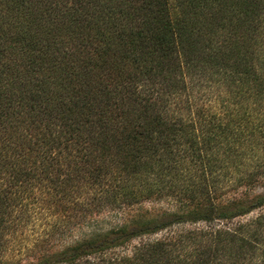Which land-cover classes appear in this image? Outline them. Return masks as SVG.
Here are the masks:
<instances>
[{
  "label": "trees",
  "instance_id": "obj_1",
  "mask_svg": "<svg viewBox=\"0 0 264 264\" xmlns=\"http://www.w3.org/2000/svg\"><path fill=\"white\" fill-rule=\"evenodd\" d=\"M254 1L0 0V251L18 242L13 253L37 259L28 264L256 260L260 236L246 230L264 228V214L215 223L252 214L263 197L237 212L199 208L212 227L141 242L130 254L119 248L170 222L132 227L112 215L141 201L132 185L140 173L143 197L154 195L150 156L160 175L181 161L198 168L205 196L264 170V8L245 12ZM233 18L248 29L230 28ZM52 208L69 217L48 221ZM104 213L106 222L93 220ZM46 233L55 251L42 256ZM188 250L195 260H184Z\"/></svg>",
  "mask_w": 264,
  "mask_h": 264
},
{
  "label": "rangeland",
  "instance_id": "obj_2",
  "mask_svg": "<svg viewBox=\"0 0 264 264\" xmlns=\"http://www.w3.org/2000/svg\"><path fill=\"white\" fill-rule=\"evenodd\" d=\"M55 2L58 3L60 7H63L66 0H53L54 4ZM247 5V9L245 6L246 15L253 16L254 14L263 10L264 0H257L252 4L247 3ZM233 20L234 22L230 26V28H244L245 30L248 29V26L246 24L244 25V27L242 25L240 26V24L238 23L239 19L233 18ZM260 41L262 45L260 44L259 46L260 48H262L261 51L263 50V54L261 55V57L264 58V29L262 31ZM200 101L202 102V99H200ZM262 140H264V138ZM260 144L261 145H258L260 153L257 154V156H260V158L262 159H259L258 162L259 164H264V143L262 144L261 141ZM168 152L174 151L171 149ZM166 161L169 162L171 160H168V158H166ZM145 165H148L147 168L149 167V171H151V176L148 178V182L152 183V181H157L154 185V187L156 188L154 195L149 199L143 197L147 188V185L145 183L146 175L140 173L141 175H138V178H133L132 185L134 186V192L138 194V196H140L141 201L134 202L129 206L123 207L122 209L113 212L112 215L115 216L113 218V224H128L129 226L133 227L137 226L136 224H142L147 221L155 220L170 223L165 229L159 231L156 234L142 235L136 238L134 241L127 243L128 245L126 244L124 248H119L121 254H130L133 247L137 246L141 242H148L164 237H179L180 235L188 234L189 232L197 233L199 231H205L209 229L210 227H212V225H214V223L210 224L207 222V220L201 219V217L198 216L199 214H197L196 212L199 208L208 206L206 211L213 213L214 209L216 211L218 206H224L227 208V210H233L237 212V210H243L244 208H249L257 204L259 197L264 198V170L253 181H243V183L241 184H239L238 182L236 184L227 183L222 187V189H220V193L213 194L210 192L211 190H207L208 195L205 196V181L203 174L201 173V171H196V169L198 168L194 167L192 164L181 161L174 166L170 165L167 176L159 174V169L162 166L159 164V158H157L156 155L150 156V158L146 160ZM189 165H191V168L189 167ZM152 173L157 174L159 177L154 176V174ZM233 202L237 203L233 204ZM54 211V208L44 211V217L47 218L48 221L50 220V222H56L60 218L63 221L65 217H69V213L60 212L55 215L56 213H54ZM262 214H264V206L257 207V209L252 214L244 218L216 222L215 225H220L218 227H224L226 225L232 227L235 226L239 221H246L248 219L257 218ZM109 216V213H104L101 216L97 215V218H93V220L106 222L110 219ZM73 218L75 217L71 213V219ZM106 227L110 226L106 225ZM87 231L88 228H84L82 232H74L76 236H81L82 234H84L83 232ZM246 231L247 235L249 234L251 237L253 236L254 240H258L254 235L258 234L260 236L258 237L260 240H258V244L256 243L254 245V247H256V250L254 249L253 252V254L257 252L258 258L256 260L246 261L243 264H264V228L259 229L258 225H252L251 228L247 229ZM24 233L25 235H30L32 238H37L40 234L39 230L35 231L33 230V228H31V230L26 228ZM47 236L48 234L46 233V237L44 238L45 244L39 250V253H41L42 256L46 254L52 255L55 251V249L52 248L51 244H49L51 243V241ZM41 243L43 242L41 241ZM17 245L18 242L14 243L12 246L10 244L8 247V251H6L5 253L0 251V264H7V261H9L10 264H28L29 262L37 261L36 258H29L27 256V253L17 254ZM12 247L15 248L14 250H16V252H12ZM191 253V250H188V253L186 251L183 252L182 255L184 260L188 259L187 261H193L197 258L194 253ZM113 254L114 253L110 252L107 256L111 257L113 256ZM261 257H263L262 260ZM89 259L94 260L95 257L91 256L89 257Z\"/></svg>",
  "mask_w": 264,
  "mask_h": 264
}]
</instances>
